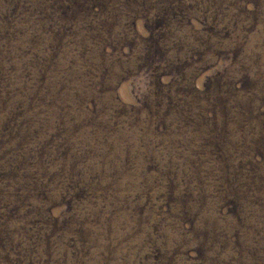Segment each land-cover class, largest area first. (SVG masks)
Masks as SVG:
<instances>
[{
	"label": "rangeland",
	"instance_id": "1",
	"mask_svg": "<svg viewBox=\"0 0 264 264\" xmlns=\"http://www.w3.org/2000/svg\"><path fill=\"white\" fill-rule=\"evenodd\" d=\"M0 264H264V0H0Z\"/></svg>",
	"mask_w": 264,
	"mask_h": 264
}]
</instances>
